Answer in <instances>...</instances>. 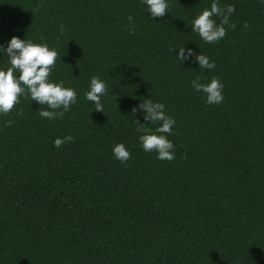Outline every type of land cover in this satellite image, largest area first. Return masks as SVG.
Here are the masks:
<instances>
[{
	"label": "trees",
	"instance_id": "16d2710c",
	"mask_svg": "<svg viewBox=\"0 0 264 264\" xmlns=\"http://www.w3.org/2000/svg\"><path fill=\"white\" fill-rule=\"evenodd\" d=\"M216 2L235 6L236 27L207 44L191 26L213 0H167L155 19L143 0H0V45L47 44L49 82L77 93L54 121L23 95L0 114V264H264V0ZM177 46L215 68L183 63ZM92 77L106 84L104 112L85 98ZM213 77L219 105L192 87ZM145 99L176 120L171 162L143 150L136 120L159 126L133 113Z\"/></svg>",
	"mask_w": 264,
	"mask_h": 264
},
{
	"label": "clouds",
	"instance_id": "9594fccd",
	"mask_svg": "<svg viewBox=\"0 0 264 264\" xmlns=\"http://www.w3.org/2000/svg\"><path fill=\"white\" fill-rule=\"evenodd\" d=\"M148 6L149 13L153 19L163 18L168 13L169 5L167 0H143ZM43 7L40 3L36 7L39 11ZM235 12L234 5L220 7L216 0H213L210 10L206 9L192 22V29L197 32L202 40L207 44L217 43L227 34L226 26L233 30L235 24H230V16ZM213 17H220V23L217 24ZM129 29L131 35L136 34L134 20L131 15L128 16ZM248 27L247 23L244 25ZM61 33L65 31L64 26H60ZM179 47L177 58L183 63L193 56L202 69H214L215 62H210L204 54L197 55L192 49ZM171 51L173 52L175 48ZM0 50L4 51L8 57L10 67L7 70H0V114L8 115L17 104L20 103V97L30 96L32 101L42 106L39 110L42 118L54 121L62 118L64 114L71 110V106L77 103V93L72 88H65L63 81L59 84L49 82V77L58 57L55 49H49L47 44H34L29 40H21L19 37H12L6 50L0 45ZM19 72L17 78L14 73ZM192 87L197 92H203L206 96V103L209 105H219L223 102L222 82L213 77L210 83H200V78L192 81ZM107 94L106 84L98 77H92L90 90L85 93V98L93 102L96 111L104 112V106L101 97ZM50 109V110H48ZM165 105L160 102L154 103L151 99H145L138 106L133 108V113L143 111L144 119L151 124H158L155 133L151 129H146L145 124L136 120L138 125L136 131L142 133L139 139L145 152H156L157 159L171 162L175 159V145L168 139L173 134V127L176 120L165 114ZM23 110H20V114ZM13 122L7 121L6 126H11ZM75 138L71 135L63 138H57L54 141L56 148H61L66 143L74 142ZM115 158L121 163L126 164L131 159V153L124 144H117L113 149Z\"/></svg>",
	"mask_w": 264,
	"mask_h": 264
}]
</instances>
